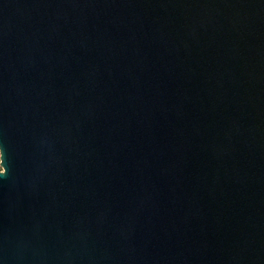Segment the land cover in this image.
<instances>
[{
  "label": "water",
  "instance_id": "obj_1",
  "mask_svg": "<svg viewBox=\"0 0 264 264\" xmlns=\"http://www.w3.org/2000/svg\"><path fill=\"white\" fill-rule=\"evenodd\" d=\"M0 264H264V0H0Z\"/></svg>",
  "mask_w": 264,
  "mask_h": 264
},
{
  "label": "rangeland",
  "instance_id": "obj_2",
  "mask_svg": "<svg viewBox=\"0 0 264 264\" xmlns=\"http://www.w3.org/2000/svg\"><path fill=\"white\" fill-rule=\"evenodd\" d=\"M1 169V168H0Z\"/></svg>",
  "mask_w": 264,
  "mask_h": 264
}]
</instances>
